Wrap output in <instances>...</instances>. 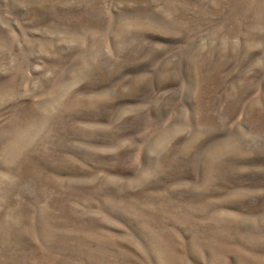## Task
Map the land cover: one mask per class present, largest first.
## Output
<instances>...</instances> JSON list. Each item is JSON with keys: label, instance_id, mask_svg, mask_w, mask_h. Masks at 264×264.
I'll list each match as a JSON object with an SVG mask.
<instances>
[{"label": "rangeland", "instance_id": "obj_1", "mask_svg": "<svg viewBox=\"0 0 264 264\" xmlns=\"http://www.w3.org/2000/svg\"><path fill=\"white\" fill-rule=\"evenodd\" d=\"M0 264H264V0H0Z\"/></svg>", "mask_w": 264, "mask_h": 264}]
</instances>
